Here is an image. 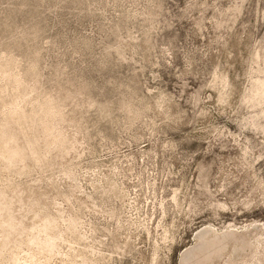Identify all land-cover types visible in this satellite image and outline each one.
<instances>
[{
	"label": "rangeland",
	"instance_id": "374dc122",
	"mask_svg": "<svg viewBox=\"0 0 264 264\" xmlns=\"http://www.w3.org/2000/svg\"><path fill=\"white\" fill-rule=\"evenodd\" d=\"M0 264H264V0H0Z\"/></svg>",
	"mask_w": 264,
	"mask_h": 264
},
{
	"label": "bare ground",
	"instance_id": "6f19581e",
	"mask_svg": "<svg viewBox=\"0 0 264 264\" xmlns=\"http://www.w3.org/2000/svg\"><path fill=\"white\" fill-rule=\"evenodd\" d=\"M203 236H205V238H207V239H209V237H210L208 232H203ZM221 241H222V243L224 242L223 240H221Z\"/></svg>",
	"mask_w": 264,
	"mask_h": 264
}]
</instances>
